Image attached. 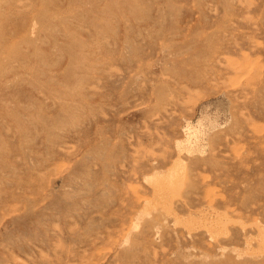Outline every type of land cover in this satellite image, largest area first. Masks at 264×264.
Returning <instances> with one entry per match:
<instances>
[{"label":"rangeland","instance_id":"rangeland-1","mask_svg":"<svg viewBox=\"0 0 264 264\" xmlns=\"http://www.w3.org/2000/svg\"><path fill=\"white\" fill-rule=\"evenodd\" d=\"M0 264H264V0H0Z\"/></svg>","mask_w":264,"mask_h":264}]
</instances>
